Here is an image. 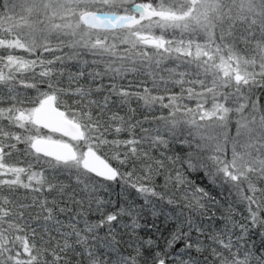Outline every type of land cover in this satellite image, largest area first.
<instances>
[{
    "label": "snow or ice",
    "instance_id": "1",
    "mask_svg": "<svg viewBox=\"0 0 264 264\" xmlns=\"http://www.w3.org/2000/svg\"><path fill=\"white\" fill-rule=\"evenodd\" d=\"M43 53L59 54L47 59ZM66 64L79 70L67 73L64 87ZM85 75L88 87L79 83ZM6 102L0 106V189L55 191L65 200L61 213L69 203L79 210L61 220L46 197L26 203L0 193V264H264V0H0V105ZM140 110L143 118L136 119ZM18 144L30 158L26 166L5 160ZM143 144L178 146L182 155L169 159L227 186L246 206L244 222L234 219L230 203L218 218L221 227L201 226L215 217L208 202L218 201L181 170L175 186L191 189L180 193L189 211L165 216L177 222L167 238L139 234L142 209L106 211L113 202L98 193L118 178L145 205L150 197L165 200L148 183L163 161L145 163L141 183L102 158L109 149L122 165L141 156L153 160L141 152ZM60 174L74 177L79 192H69ZM171 181L169 174L165 184ZM167 203L180 207L173 197ZM93 204L98 221L88 218ZM41 218L47 241L37 240L41 225L30 222Z\"/></svg>",
    "mask_w": 264,
    "mask_h": 264
},
{
    "label": "trees",
    "instance_id": "2",
    "mask_svg": "<svg viewBox=\"0 0 264 264\" xmlns=\"http://www.w3.org/2000/svg\"><path fill=\"white\" fill-rule=\"evenodd\" d=\"M135 3H146L148 0H134ZM17 54L20 55H27L26 53L23 52H18ZM59 53H43V56L46 57L47 59L53 58L54 55H58ZM34 58V57H33ZM57 69L60 68V65H56ZM78 66L75 64H66L65 65V76L62 79V84L64 87L68 86V78H67V73L72 72L75 73L77 72ZM25 79H31V74L29 73ZM129 79H139L136 77H129ZM79 83L85 87L89 86V81L87 78V75H85L84 78H82ZM125 87L128 86V81L125 80L122 82ZM76 85L73 84V87ZM94 87V85H92ZM132 90H135V84L132 85ZM174 91H177V89H174ZM29 95L35 96V92L33 90H27ZM260 93L257 92V95ZM99 98V97H97ZM71 102V101H69ZM6 102L3 105L0 106H7ZM133 107H136L135 102L133 103ZM143 110H140L136 113V119H142L143 118ZM161 110L159 107L154 111L153 115H160ZM163 114L167 115V110H163ZM147 126V125H146ZM232 129L234 131V124L232 126ZM137 136L140 135L139 129L136 130ZM127 133L124 134V137L127 138ZM141 149V152L147 151L149 152L150 156L153 158V160L149 161L143 156L139 160L137 159H132L130 160L127 164L122 165L117 161L116 159L112 158V153L111 150L105 149L104 150V155L102 158H106L107 162L110 163V165L114 168L119 169L121 173H127V172H133V180L138 181L141 183H144L146 181L140 180V177L144 175V169L143 165L145 163H153L155 160H160L163 161L164 168L159 175H154L152 181L148 182L150 183L151 186H154L156 188L157 192L165 194V200L161 201L158 198L155 197H150L149 199L151 200V203L148 205H145L143 197L137 193V191L132 188L130 185H124L122 188V181L118 178L114 182H105L106 185L108 186V191L100 190L99 191V196L102 197L104 200H111L113 204H108L106 205V211L112 212L115 211L117 208H119L121 205L125 206H134L137 209H142L141 212V223L144 225L142 229L139 230V234L141 236H153L158 237L160 233L164 234V238H167L169 234L177 227V222L172 219V220H166L165 216H171L175 217L176 214L179 212L183 211L185 213V217L188 215V209L184 208L183 206L187 203L186 200L182 199L180 197V193L183 191H191L190 188L187 186L183 188L177 189L175 186V176L177 170L184 171L181 169L180 164L173 163L170 157H175L179 153V148L176 145H173L169 149H152L148 144H143L139 146ZM24 144H18L17 149L12 151L11 155L6 156L5 160L7 163L10 164H18L20 166H26L28 160L30 159L29 157L24 155ZM6 151H8L6 149ZM155 166V164H154ZM171 175L172 181L168 183L167 185L165 184V177L168 175ZM184 175L187 178V180L191 181L194 185L199 186L201 188H204L212 198L215 199V201H218V203H212L211 201L208 202V213L211 215V213H215V217L213 220H208V219H203V223L201 226L204 225H211L213 222H215L216 227H221L222 226V221H220L218 218L221 216V214L226 212V209L228 208V205L231 203L233 208L235 209L234 213V219L237 222L243 223V216H247V211H246V206L244 203L238 201L237 197L235 194L229 196V189L227 186H225L223 189L215 186L211 183H209L207 177L204 175V173L201 172H187L184 171ZM59 180L62 181L65 184H71V187H69L68 191L71 192L73 189H76L77 192H79L80 186L76 185L75 183V178H69L66 174H60L59 175ZM261 184H264V181L260 182ZM0 193L3 195L10 196L11 198L18 200V201H24L26 203H31L32 196L36 195L39 196L40 199L47 198L49 201V207H54L55 208V215L61 219V220H67L70 215H73L75 211L79 210V206L72 205V204H67V208L73 209V211H68L66 208V211L61 213L59 211L60 207H65V200H62L58 192H45L43 196L40 194L36 193H28L24 189H19L14 193H10L7 188H2L0 189ZM25 196H27V200L25 201ZM168 197H173L174 199L177 200L178 204L180 207H177L176 204L169 205L167 203V198ZM79 198V197H78ZM55 199L56 204L53 205L52 201ZM66 199V198H65ZM115 205V206H113ZM155 208L158 212L159 210L163 209L164 215H158L156 217H153L151 212L152 209ZM95 205L93 204V210L88 214V218L91 221H98L100 219V214L96 213L94 211ZM36 211L38 209L33 210L32 215L35 216ZM85 211L87 212V203H85ZM183 220L184 217H181ZM194 222L195 223H201L202 218L199 216H193ZM32 225L35 227L37 223L41 225L40 228H38V236L37 240L39 241V236L44 235V240L47 241L48 237L46 234L43 233L42 225L44 223L43 219L41 218L39 221L32 220L30 221ZM124 222H127V218H124ZM148 225H154L152 228H149ZM116 229H117V234L123 235L124 240L129 239V235L127 233H124L122 225L117 223L116 224ZM105 230H101V234L103 235ZM185 231H187V228L185 226ZM239 229L237 228V232ZM53 235H55V232L53 231ZM193 239H195L196 233L193 232ZM55 243V241H53ZM161 244H163V240H161ZM182 246V245H178ZM207 255V253H205Z\"/></svg>",
    "mask_w": 264,
    "mask_h": 264
},
{
    "label": "water",
    "instance_id": "3",
    "mask_svg": "<svg viewBox=\"0 0 264 264\" xmlns=\"http://www.w3.org/2000/svg\"><path fill=\"white\" fill-rule=\"evenodd\" d=\"M42 131L45 132V133H47V134H51V135H53V136H55V137H59V136H60L59 133H50L48 129H42ZM64 139L67 140L66 137H65ZM109 182H112V181H109Z\"/></svg>",
    "mask_w": 264,
    "mask_h": 264
},
{
    "label": "rangeland",
    "instance_id": "4",
    "mask_svg": "<svg viewBox=\"0 0 264 264\" xmlns=\"http://www.w3.org/2000/svg\"><path fill=\"white\" fill-rule=\"evenodd\" d=\"M176 92H179V89L177 88V91ZM44 133V132H43ZM44 134H47V133H44ZM53 136V135H52ZM53 138H56L55 136H53Z\"/></svg>",
    "mask_w": 264,
    "mask_h": 264
},
{
    "label": "flooded vegetation",
    "instance_id": "5",
    "mask_svg": "<svg viewBox=\"0 0 264 264\" xmlns=\"http://www.w3.org/2000/svg\"><path fill=\"white\" fill-rule=\"evenodd\" d=\"M43 132V131H42ZM45 133V132H44ZM56 138H58V137H56Z\"/></svg>",
    "mask_w": 264,
    "mask_h": 264
}]
</instances>
